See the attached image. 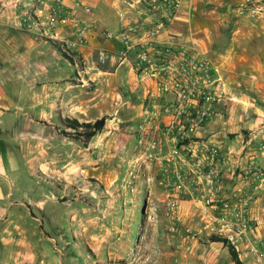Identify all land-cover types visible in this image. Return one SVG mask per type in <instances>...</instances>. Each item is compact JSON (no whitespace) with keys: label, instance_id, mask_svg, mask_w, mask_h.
Returning a JSON list of instances; mask_svg holds the SVG:
<instances>
[{"label":"rangeland","instance_id":"374dc122","mask_svg":"<svg viewBox=\"0 0 264 264\" xmlns=\"http://www.w3.org/2000/svg\"><path fill=\"white\" fill-rule=\"evenodd\" d=\"M22 1L14 2L24 8L27 19H37L34 8L45 2L26 0L24 5ZM39 36L52 39L43 31ZM56 40L61 51L46 43L38 51L43 55L32 54L30 63L23 65L28 66L29 78L42 66L53 69L52 60L60 57L58 73L49 70L45 79L29 78L34 86L23 88L29 93L0 94L4 108L0 116L9 122L7 130L21 132V156L12 155L17 166L0 164V264H88L105 258L124 264H175V239L180 234L171 235L164 215L165 166L146 161L137 142L144 107L140 109L137 97L131 102L121 100L115 81L102 82L100 70L114 72L112 66L118 67V61L112 66L108 61L98 64L95 51L87 60L82 56L81 61L69 60L71 46ZM55 77H60L59 101L51 88ZM58 115L80 122L104 116L105 123L84 143L67 133L74 130L62 125ZM187 176L193 186L183 190L179 210L188 196L195 217L186 231L206 244L215 234L204 226L202 207L194 201L198 193H207L206 181L192 172ZM260 226L253 220L252 238L264 250L259 244L264 246V238L256 232ZM204 231L210 233L203 235ZM243 249L240 257L235 250L241 264H264V251L259 258L244 245Z\"/></svg>","mask_w":264,"mask_h":264},{"label":"crops","instance_id":"0c3cea01","mask_svg":"<svg viewBox=\"0 0 264 264\" xmlns=\"http://www.w3.org/2000/svg\"><path fill=\"white\" fill-rule=\"evenodd\" d=\"M14 1L0 0V94L29 93V89L23 90L34 86L29 78L32 77L35 81L37 77L44 76L45 79L49 70L53 74L60 71V57L52 60L53 69L50 65L42 66L29 78L28 66L23 65L27 60L30 63L32 54L43 55L38 54V51L46 43L50 47V42L39 35L41 24H46L47 5L54 0H45L44 5L34 8L37 19L33 20L27 19L24 8L17 7ZM76 1L89 5L92 13H86L75 4ZM138 1L60 0L61 15L50 31L70 46L77 39V33L87 28L86 42L71 49L85 60L100 46L114 52L120 45L119 40L113 38L102 44L100 29L118 32L125 26L142 22L137 9L141 6ZM242 2L243 0H182L166 27L153 38L160 44L181 46L200 53L216 69V85L222 90L223 99L216 105L215 113L195 132L194 138L212 144L229 157L230 152L244 148V156L240 159L242 163L254 161L264 169V5L262 9L252 10L242 7ZM23 4L27 5L26 0ZM26 24L34 27L27 29ZM95 24L99 25V29L94 31L92 26ZM138 36L142 34L139 33ZM132 59L134 56L130 54L129 60L119 63L118 58L112 56L108 65L112 66L118 61V67L112 66L116 68L114 72L100 70L101 79L108 85L115 81V92L121 100L127 98L126 102H131V99L135 101L137 97L136 101L142 109L145 96L148 91L154 92V88L147 80H138L133 72ZM55 78L51 88L56 92L55 99L59 101L60 88L57 80L60 77ZM42 85L45 89L46 83L42 82ZM107 92L114 93L111 89ZM74 105L75 102L71 104ZM1 110L4 108L0 107ZM42 112L45 110L42 109ZM8 125L9 122L0 116V164L11 169L17 166V158L12 155L17 153L21 156L18 150L21 132L7 130ZM260 144L261 151L258 150ZM188 146L193 150L199 148L197 140L190 141ZM235 162L231 157L227 171L218 182L217 194L220 198L232 187L233 173L236 174V179L241 178V168L237 170ZM181 210L183 218L185 215V223L180 236L175 239L178 246L174 251L177 257L174 259L175 264H235L228 247L222 241L211 240L201 244L193 234L186 231L189 230L186 228L193 226L195 217L194 205L188 196L182 203ZM250 216L252 220L261 223L256 232L264 238V187L250 207ZM161 222L163 223V219ZM160 233L162 232L159 231ZM208 233L210 232L204 231L203 235ZM214 234L226 239L225 236Z\"/></svg>","mask_w":264,"mask_h":264},{"label":"built area","instance_id":"2783aa9c","mask_svg":"<svg viewBox=\"0 0 264 264\" xmlns=\"http://www.w3.org/2000/svg\"><path fill=\"white\" fill-rule=\"evenodd\" d=\"M138 2L142 22L125 26L118 32L100 29L102 44L117 38L120 45L114 52L105 46L96 48V61L103 64L113 56L120 62L129 60V55L133 54L132 67L138 80H147L154 88V92L148 91L143 100L137 142L146 161L165 166L164 215L171 235L182 232L184 218L179 205L183 190L193 186V180L187 176L192 172L197 178L204 179L207 185L204 196L199 193L194 196L205 215L204 226L212 233L225 236L239 257L244 245L245 250L261 258L264 250L259 249L252 238L250 207L264 187V169L254 161L242 163L244 148L230 152L236 161L235 168H241V178L236 179L233 173L232 187L220 198L218 182L227 171L231 157L212 144L194 138L195 132L215 113L216 105L223 99V92L216 85V69L200 53L181 46L160 44L153 38L166 27L182 0ZM60 4V0H54L47 5L46 24H41V31L52 39L59 38L50 29L60 18ZM75 4L86 13H92L89 5L78 1ZM263 5L264 0H243L241 3L242 7L252 10L262 9ZM92 27L94 31L99 29L97 24ZM86 30L84 28L77 33V39L70 45L72 49L86 42ZM139 33L142 36H138ZM192 140L198 141L199 148L193 150L188 146ZM261 147L260 144L258 150L261 151ZM259 244L264 247L262 242Z\"/></svg>","mask_w":264,"mask_h":264},{"label":"trees","instance_id":"16d2710c","mask_svg":"<svg viewBox=\"0 0 264 264\" xmlns=\"http://www.w3.org/2000/svg\"><path fill=\"white\" fill-rule=\"evenodd\" d=\"M47 41L51 43L52 46H54L57 49H60V43L56 39L47 38ZM61 51V49H60ZM76 57L78 61H81V55L75 51H72L68 56H66L67 59L72 60V58ZM58 120L61 122L62 125L66 127L72 128L73 132H67L68 134H74L77 138L81 139L84 143H87L98 131H100L105 123V117L97 118L94 121H88V122H80L77 118H63L58 115ZM210 239L212 241H222L227 247L228 251L230 253V256L232 260L235 262V264H241L237 253L233 246L229 243H227V240L225 238L218 237L216 235H211ZM88 264H124L122 261L117 260H111L108 258H105L103 260H96L94 262H90Z\"/></svg>","mask_w":264,"mask_h":264}]
</instances>
